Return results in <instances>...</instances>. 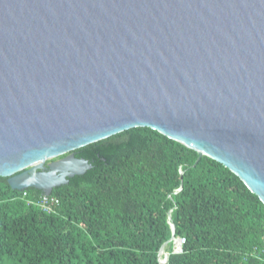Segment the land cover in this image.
<instances>
[{"label": "water", "instance_id": "obj_1", "mask_svg": "<svg viewBox=\"0 0 264 264\" xmlns=\"http://www.w3.org/2000/svg\"><path fill=\"white\" fill-rule=\"evenodd\" d=\"M146 127L264 204V0H0V177L12 190L51 195L92 169L78 149Z\"/></svg>", "mask_w": 264, "mask_h": 264}, {"label": "trees", "instance_id": "obj_2", "mask_svg": "<svg viewBox=\"0 0 264 264\" xmlns=\"http://www.w3.org/2000/svg\"><path fill=\"white\" fill-rule=\"evenodd\" d=\"M75 154L92 169L54 214L0 177V264H160L163 246L168 264H264V204L222 164L147 127Z\"/></svg>", "mask_w": 264, "mask_h": 264}, {"label": "built area", "instance_id": "obj_3", "mask_svg": "<svg viewBox=\"0 0 264 264\" xmlns=\"http://www.w3.org/2000/svg\"><path fill=\"white\" fill-rule=\"evenodd\" d=\"M22 192V196L18 198L27 201L28 205H35L48 214L57 213L58 208L60 206V200L57 197L44 194L40 196L38 200L34 201L32 199H29L27 191ZM180 241L182 243L184 242L183 240Z\"/></svg>", "mask_w": 264, "mask_h": 264}, {"label": "rangeland", "instance_id": "obj_4", "mask_svg": "<svg viewBox=\"0 0 264 264\" xmlns=\"http://www.w3.org/2000/svg\"><path fill=\"white\" fill-rule=\"evenodd\" d=\"M179 241V243H178V245L179 246H176V250L177 251H180L181 250V246H182V242H180V240H178ZM5 264H18V263H13V262H5Z\"/></svg>", "mask_w": 264, "mask_h": 264}, {"label": "bare ground", "instance_id": "obj_5", "mask_svg": "<svg viewBox=\"0 0 264 264\" xmlns=\"http://www.w3.org/2000/svg\"><path fill=\"white\" fill-rule=\"evenodd\" d=\"M175 245H176V246H179L177 242L175 243ZM162 259H163V258H162Z\"/></svg>", "mask_w": 264, "mask_h": 264}]
</instances>
